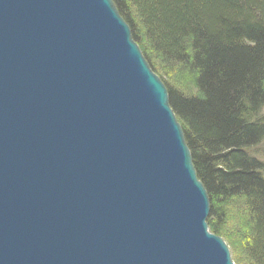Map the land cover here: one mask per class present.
<instances>
[{
  "label": "water",
  "instance_id": "water-1",
  "mask_svg": "<svg viewBox=\"0 0 264 264\" xmlns=\"http://www.w3.org/2000/svg\"><path fill=\"white\" fill-rule=\"evenodd\" d=\"M168 94L111 0H0V264H233Z\"/></svg>",
  "mask_w": 264,
  "mask_h": 264
},
{
  "label": "trees",
  "instance_id": "trees-1",
  "mask_svg": "<svg viewBox=\"0 0 264 264\" xmlns=\"http://www.w3.org/2000/svg\"><path fill=\"white\" fill-rule=\"evenodd\" d=\"M111 1L167 91L208 230L220 236L238 204L241 253L264 264V164L249 153L264 144V0Z\"/></svg>",
  "mask_w": 264,
  "mask_h": 264
},
{
  "label": "rangeland",
  "instance_id": "rangeland-1",
  "mask_svg": "<svg viewBox=\"0 0 264 264\" xmlns=\"http://www.w3.org/2000/svg\"><path fill=\"white\" fill-rule=\"evenodd\" d=\"M156 76L160 80L159 76L158 75ZM249 153L254 155L257 159L261 160L262 163L264 164V144H261L249 150ZM240 207L238 204L232 203V205L227 208L230 210L231 213L237 216V218L233 217L232 220L226 221L224 227L220 228L222 231L221 232L219 231L218 233L221 237L220 236L218 237H220L227 246L233 264H248L247 261L244 259L240 249L241 247H240L239 236L243 234L245 228L244 226L245 223L243 224L242 222L241 223L239 222V217L241 216Z\"/></svg>",
  "mask_w": 264,
  "mask_h": 264
}]
</instances>
